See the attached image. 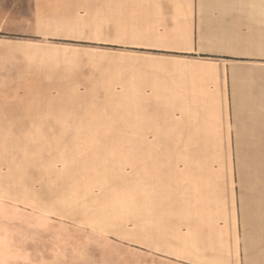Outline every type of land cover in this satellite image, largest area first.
<instances>
[{"label":"rangeland","instance_id":"374dc122","mask_svg":"<svg viewBox=\"0 0 264 264\" xmlns=\"http://www.w3.org/2000/svg\"><path fill=\"white\" fill-rule=\"evenodd\" d=\"M0 12L9 86L23 85L0 114L8 190L23 176V207L0 203V264H175L143 250L144 172L194 156L179 150L182 114H129L126 18L108 48L95 0H0Z\"/></svg>","mask_w":264,"mask_h":264},{"label":"crops","instance_id":"0c3cea01","mask_svg":"<svg viewBox=\"0 0 264 264\" xmlns=\"http://www.w3.org/2000/svg\"><path fill=\"white\" fill-rule=\"evenodd\" d=\"M95 10L101 47L119 46L126 18L129 114H182L179 150L194 156L145 169L144 252L175 264H264V0H95ZM3 33L7 114L23 102L17 92L9 100V87L23 85L9 86ZM7 134L0 128V203L22 208V171L20 190H8Z\"/></svg>","mask_w":264,"mask_h":264},{"label":"bare ground","instance_id":"6f19581e","mask_svg":"<svg viewBox=\"0 0 264 264\" xmlns=\"http://www.w3.org/2000/svg\"><path fill=\"white\" fill-rule=\"evenodd\" d=\"M59 81V80H58ZM46 84V83H45ZM74 134V133H73ZM97 135V134H96ZM97 138H98V136H97ZM135 139V138H134ZM98 140V139H97ZM93 144V143H92ZM95 149V148H94ZM79 164V163H78ZM63 178V177H62Z\"/></svg>","mask_w":264,"mask_h":264}]
</instances>
